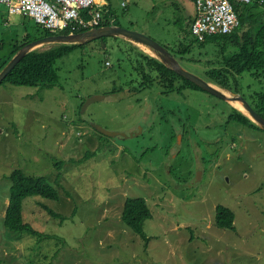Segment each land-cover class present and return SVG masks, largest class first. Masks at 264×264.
Masks as SVG:
<instances>
[{"label": "rangeland", "instance_id": "rangeland-1", "mask_svg": "<svg viewBox=\"0 0 264 264\" xmlns=\"http://www.w3.org/2000/svg\"><path fill=\"white\" fill-rule=\"evenodd\" d=\"M103 1L119 26L152 38L177 58L175 44L194 39L185 33L192 0ZM251 5L236 2L235 8L245 13ZM35 27L0 4V57L28 32L32 39ZM223 42L193 44L188 60L176 59L210 81L206 73L222 66L217 50ZM131 45L151 56L108 38L59 59L54 87L0 85V264H264V131L233 122L235 112L246 115L199 87L168 97L156 88L132 93L126 84L139 77L130 59L141 56ZM239 81L228 87L240 88L252 104L250 94L264 80L245 72ZM120 86L123 91L105 94ZM101 95L106 97L86 104ZM172 110L167 122L161 119ZM94 124L124 137L105 136ZM15 169L46 177L58 191V200L23 201V221L44 233L42 239L3 225ZM129 197L144 198L150 208L148 241L121 221ZM218 205L234 212V230L215 226Z\"/></svg>", "mask_w": 264, "mask_h": 264}, {"label": "trees", "instance_id": "trees-1", "mask_svg": "<svg viewBox=\"0 0 264 264\" xmlns=\"http://www.w3.org/2000/svg\"><path fill=\"white\" fill-rule=\"evenodd\" d=\"M259 5L264 6V0L260 3L258 0L252 2V5L247 7V11L245 13H237L240 10L237 7L236 13L240 20V27L229 35L208 36L202 42H199L194 38L189 40L192 41L189 44H183L184 38L179 40L174 46L175 50H177L175 54H178V58L177 56H173L179 61L184 59L188 60L186 55L191 53L193 44H198L199 47L202 48L207 42L216 43L217 41L222 40L224 41L223 48L221 50L218 48L217 50L218 64L221 63L222 66L206 73V76L210 79V81L220 85L222 88L232 91L233 89L228 87L230 86L229 84L237 86L235 84L240 82L239 80L242 77V74L248 72L253 80L262 83L264 80V11H258L257 13H253L252 11L254 6ZM260 16V21L255 19V17ZM112 17H115V15L112 13L110 8H108V10L103 12L101 25H119L116 22V18L112 20ZM188 18L189 21L185 27V33L187 36L191 35L190 26L194 19L191 16ZM178 21L180 22V20ZM86 30L87 29L79 28L74 32H83ZM183 30L184 28H181L182 32ZM70 32L71 29L68 28L62 33L68 34ZM51 34L52 33L49 31L40 29L36 26V32L35 35L32 36V39L27 36L22 43L15 44L9 54L0 57V70L24 44L31 42L33 39L46 37ZM114 39L123 40L117 37H114ZM106 40H108V38H101L94 42L106 44ZM85 45H53L47 50L32 51L20 60V62L9 72L0 85L8 83L24 87H54L57 84L58 76L55 74L53 65L74 49ZM229 45L233 46L234 49L231 50L229 47L227 49L225 48ZM131 47L139 50L133 45H131ZM164 47L168 49V47ZM139 51L140 52L138 53L141 56L140 59H130V62L133 65V71L136 72L139 77V81L135 84L134 81L126 84V86L130 87L128 90L132 93L135 94L136 92L138 93L143 90L150 91L153 88H156L159 91V95L168 97L171 96V94H183V88H198L190 81L168 69L158 59L144 54L141 50ZM105 54L108 55V49ZM126 54L128 57L130 56L129 52H126ZM189 59L195 60L194 58ZM106 60H108L107 57L105 62ZM123 89L124 86L117 88L113 87V89L105 93L110 95L112 93L123 91ZM233 92L241 94L240 88L238 87H235ZM250 95L253 109L264 117V87ZM172 113L175 114L172 110L171 112L166 113L165 116H162L161 119L167 122L168 116ZM231 116L232 119H230L233 122L235 121V123L258 128L256 124L254 125L246 116L239 112H235ZM173 138L175 137L173 136ZM8 178L10 180L9 201L3 218L4 227L7 231L14 232L19 235L21 234L22 237L38 239L44 238V233L34 229L30 223L23 221V201L27 197L32 196L58 200V191L49 183L46 177L26 175L21 169L13 170ZM47 210L51 216L63 219V217L49 208H47ZM151 218L152 214L150 208L144 198L129 197L124 201L121 212V221L127 229L139 235L145 241H148L149 238L144 231V224ZM234 218L235 214L231 209L223 205L216 206L214 224L217 228L234 230ZM47 237L50 238L49 236Z\"/></svg>", "mask_w": 264, "mask_h": 264}, {"label": "built area", "instance_id": "built-area-1", "mask_svg": "<svg viewBox=\"0 0 264 264\" xmlns=\"http://www.w3.org/2000/svg\"><path fill=\"white\" fill-rule=\"evenodd\" d=\"M250 1L195 0L191 34L199 42L208 36L229 35L239 24L235 3L248 4ZM0 3L6 5L10 13L29 16L52 33L68 28L73 33L79 28L97 27L105 11L104 2L100 0H0Z\"/></svg>", "mask_w": 264, "mask_h": 264}, {"label": "water", "instance_id": "water-1", "mask_svg": "<svg viewBox=\"0 0 264 264\" xmlns=\"http://www.w3.org/2000/svg\"><path fill=\"white\" fill-rule=\"evenodd\" d=\"M114 37L140 46L142 49L150 53L152 57L158 59L168 69L175 72L177 75L183 77L184 79L190 81L207 93L226 101L228 104H231V102H237L240 105V108L238 109L243 112L251 121H253L260 129L264 130V117L254 111L240 94L233 93L225 88L216 87L208 81L203 80L202 78L188 72L181 66L177 59L166 48H164L161 44H159L152 38L115 24L90 28L83 32L50 35L29 42L26 46H23L0 71V83L27 53L34 51L41 46L50 44L85 45L97 41L101 38ZM105 97L106 95L92 97L86 102V104L89 105L90 103L102 100ZM93 127L101 134L111 138L120 136L124 137V135L106 131L105 129L95 124L93 125Z\"/></svg>", "mask_w": 264, "mask_h": 264}, {"label": "crops", "instance_id": "crops-1", "mask_svg": "<svg viewBox=\"0 0 264 264\" xmlns=\"http://www.w3.org/2000/svg\"><path fill=\"white\" fill-rule=\"evenodd\" d=\"M102 3L103 2H105V1H103V0H100ZM259 1V3L260 2H262L263 0H258ZM194 2H195V0H192V14H191V17H193L194 18V15H195V6H194ZM253 1L251 0L248 4H251ZM0 4H2V3H0ZM244 4V3H243ZM2 5H4V4H2ZM107 5H108V7L110 8V10H111V7H110V5L107 3ZM5 6V8L7 9V13H8V15H10V16H13V17H23V18H30V19H32L33 21H34V23H35V25L37 26V27H39L40 29H43V28H41L36 22H35V20L33 19V18H31V17H29V16H24V15H22V14H18V13H10L9 12V10H8V7L6 6V5H4ZM5 21H9L8 20V17H5ZM36 28V27H35ZM34 29V28H33ZM43 30H45V29H43ZM48 31V30H47ZM64 30H62V31H57V32H55V33H52V32H50V33H52L51 35H56V34H63L62 32H63ZM34 32H36V30L34 29ZM29 35V32L26 34V36H28ZM34 36V35H33ZM50 36V35H49ZM43 38V37H42ZM39 39V38H38ZM33 40H36V39H33ZM32 40V41H33ZM53 45H56V44H51L50 46H53ZM13 49V47L11 48V50ZM37 50V49H36ZM45 50H47V49H45ZM43 51V50H42Z\"/></svg>", "mask_w": 264, "mask_h": 264}, {"label": "bare ground", "instance_id": "bare-ground-1", "mask_svg": "<svg viewBox=\"0 0 264 264\" xmlns=\"http://www.w3.org/2000/svg\"><path fill=\"white\" fill-rule=\"evenodd\" d=\"M237 17H238V15H237ZM238 19H239V18H238ZM239 25H240V20H239V24H238V26H239ZM238 26H237V27H238ZM235 29H236V28H235ZM235 29H234V30H235ZM234 30H233V31H234ZM233 31H232V32H233ZM232 32H231V33H232ZM231 33H230V34H231ZM22 47H23V46H22ZM22 47H21V48H22ZM21 48H20V49H21ZM20 49H19V50H20ZM19 50H18V51H19ZM18 51H17V52H18ZM34 51H35V50H34ZM17 52H16V53H17ZM31 52H32V51H31ZM16 53H15V54H16ZM29 53H30V52H29ZM15 54H14V55H15ZM27 54H28V53H27ZM27 54H26V55H27ZM14 55H13V56H14ZM26 55H25V56H26ZM13 56H12L11 58H13ZM11 58H10V60H11ZM10 60H9V61H10ZM9 61H8V62H9ZM8 62H7V63H8ZM7 63H6V64H7ZM6 64H5V65H6ZM5 65H4V66H5ZM3 68H4V67H2V69H3ZM2 69H1V70H2ZM1 70H0V71H1ZM208 82L211 83L212 85L216 86V87H221L220 85L215 84V83H213V82H211V81H208ZM221 88H222V87H221ZM227 90H228V89H227ZM229 91H230V90H229ZM231 92H232V91H231ZM233 93H235V92H233ZM236 94H237V93H236ZM210 95H211V94H210ZM212 96H213V95H212ZM243 99H244V98H243ZM244 100H245V99H244ZM227 104H228V103H227ZM228 105H230V106H232V107H234V108H240V105H239L237 102H231V104H228ZM250 107H251V106H250ZM251 108H252V107H251ZM252 109H253V108H252ZM253 110H254V109H253ZM254 111H255V110H254ZM242 113H243V112H242ZM263 131H264V130H263Z\"/></svg>", "mask_w": 264, "mask_h": 264}, {"label": "clouds", "instance_id": "clouds-1", "mask_svg": "<svg viewBox=\"0 0 264 264\" xmlns=\"http://www.w3.org/2000/svg\"><path fill=\"white\" fill-rule=\"evenodd\" d=\"M108 8H109V7H108L107 3H106V2H104V10L106 11V10H108ZM111 19H112V20H114V19H115V17H112ZM112 20H111V21H112ZM100 26H104V25H101V24H100V25H99V26H97V27H100ZM94 28H96V27H94ZM89 29H90V28H89ZM109 64H110V63H109ZM105 94H106V93H105ZM112 94H113V93H112ZM106 95L108 96V94H106Z\"/></svg>", "mask_w": 264, "mask_h": 264}, {"label": "flooded vegetation", "instance_id": "flooded-vegetation-1", "mask_svg": "<svg viewBox=\"0 0 264 264\" xmlns=\"http://www.w3.org/2000/svg\"><path fill=\"white\" fill-rule=\"evenodd\" d=\"M235 93H237V92H235ZM237 94H239V93H237ZM241 95V94H240ZM242 96V95H241ZM243 97V96H242ZM245 99V98H244ZM246 101V100H245ZM247 102V101H246ZM248 103V102H247ZM251 107H252V105H251V103H248ZM253 108V107H252ZM255 110V109H254Z\"/></svg>", "mask_w": 264, "mask_h": 264}]
</instances>
